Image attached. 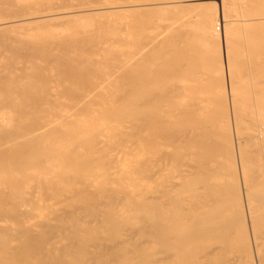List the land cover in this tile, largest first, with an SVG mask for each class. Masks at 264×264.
Returning <instances> with one entry per match:
<instances>
[{
	"label": "bare ground",
	"instance_id": "bare-ground-1",
	"mask_svg": "<svg viewBox=\"0 0 264 264\" xmlns=\"http://www.w3.org/2000/svg\"><path fill=\"white\" fill-rule=\"evenodd\" d=\"M0 264H264V0H0Z\"/></svg>",
	"mask_w": 264,
	"mask_h": 264
},
{
	"label": "rangeland",
	"instance_id": "rangeland-1",
	"mask_svg": "<svg viewBox=\"0 0 264 264\" xmlns=\"http://www.w3.org/2000/svg\"><path fill=\"white\" fill-rule=\"evenodd\" d=\"M220 27H221V26H220ZM220 27H219V29H220V30H219V32H221V31H222V30H221L222 28H220Z\"/></svg>",
	"mask_w": 264,
	"mask_h": 264
}]
</instances>
